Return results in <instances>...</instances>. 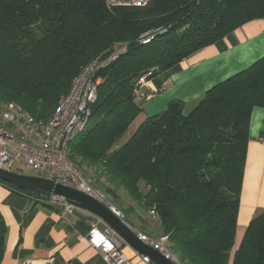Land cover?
I'll use <instances>...</instances> for the list:
<instances>
[{
  "label": "trees",
  "instance_id": "1",
  "mask_svg": "<svg viewBox=\"0 0 264 264\" xmlns=\"http://www.w3.org/2000/svg\"><path fill=\"white\" fill-rule=\"evenodd\" d=\"M259 18L264 0H151L145 7L0 0V115L16 101L46 120L87 63L116 55L97 72L98 101L89 126L70 143V158L105 181L120 209V190L149 213L155 209L179 264H264V210L231 256L252 112L264 107V55L209 89L189 113L174 100L146 117L148 96L136 91L150 70L152 78ZM145 35L150 41L140 42ZM7 231L0 213V263Z\"/></svg>",
  "mask_w": 264,
  "mask_h": 264
},
{
  "label": "crops",
  "instance_id": "2",
  "mask_svg": "<svg viewBox=\"0 0 264 264\" xmlns=\"http://www.w3.org/2000/svg\"><path fill=\"white\" fill-rule=\"evenodd\" d=\"M263 55L264 18L250 20L150 78L145 89L148 98L144 116L165 111L174 100L183 101L185 112L189 113L209 89ZM2 124L0 115V132ZM117 202L134 226L151 234H163L160 223L124 190L119 191ZM263 210L264 107H256L250 123L237 234ZM0 213L8 228L0 264H108L99 249L81 238L90 229L89 212L85 210L63 212L59 207L40 204L34 196L15 192L0 183ZM121 242L124 253L134 258L137 252Z\"/></svg>",
  "mask_w": 264,
  "mask_h": 264
},
{
  "label": "built area",
  "instance_id": "3",
  "mask_svg": "<svg viewBox=\"0 0 264 264\" xmlns=\"http://www.w3.org/2000/svg\"><path fill=\"white\" fill-rule=\"evenodd\" d=\"M151 0H106L108 6L145 7ZM151 36L141 37L140 42L147 43ZM108 60L94 58L87 63L74 78L72 86L54 112L46 119H37L25 107L16 101L7 103L1 112L2 131L0 132V168L13 171L21 163L34 175L45 177L65 186L75 188L95 200L103 203L118 215L139 238L158 250L164 257L179 264L170 248L168 234L155 235L146 232L127 221L124 212L118 207L115 198L101 189L96 180L69 156L70 143L90 124L93 107L98 101L101 79L97 72L106 66ZM150 70L137 82V95L148 96L144 89L152 75ZM38 203L59 207L63 212L74 213L76 206L58 197L36 195ZM154 220H159L158 212L150 210ZM90 229L82 239L102 252L108 264H136L122 250L121 238L101 218L89 213ZM139 264H156L149 256L139 254Z\"/></svg>",
  "mask_w": 264,
  "mask_h": 264
},
{
  "label": "water",
  "instance_id": "4",
  "mask_svg": "<svg viewBox=\"0 0 264 264\" xmlns=\"http://www.w3.org/2000/svg\"><path fill=\"white\" fill-rule=\"evenodd\" d=\"M0 179L27 193L41 197L61 198L65 202L101 218L117 232L124 244L129 245L139 254L149 256L156 264H176L142 241L132 228L107 206L75 188L38 175H27L3 168H0Z\"/></svg>",
  "mask_w": 264,
  "mask_h": 264
},
{
  "label": "rangeland",
  "instance_id": "5",
  "mask_svg": "<svg viewBox=\"0 0 264 264\" xmlns=\"http://www.w3.org/2000/svg\"><path fill=\"white\" fill-rule=\"evenodd\" d=\"M122 46H123V45H122ZM122 46L118 45L117 47L120 48V47H122ZM98 58H99V57H98ZM140 122H141V120H140V119H137V120L134 122V124L131 125V127L128 129L127 133L125 134V136L120 140L119 145H122L125 141H127V140L131 137V135H132V133H133L135 127H136ZM16 171L21 172V173H23V174H27V175H34V173H33L31 170H29L26 166H24V165L21 164V163L17 164ZM94 178L96 179L95 176H94ZM98 184H99V187H100L101 189L106 190V187H105V185H104V184H105V181H104V180L99 181ZM125 216H126L128 222H130L132 225H135V224H134V223L128 218V216H127L126 214H125ZM244 231H245V229H244V230H239V231H238V234H237V236H236L235 247H234V250L232 251L231 256H233L234 251H235V248H236V247L238 246V244L241 242V239H242V236H243V234H244ZM158 235H159V234H158ZM133 259H134V262H135L136 264H139V263H140L139 255H138V254H137Z\"/></svg>",
  "mask_w": 264,
  "mask_h": 264
}]
</instances>
